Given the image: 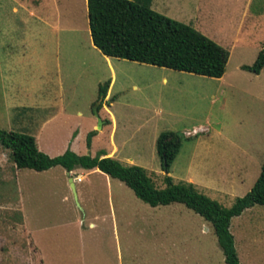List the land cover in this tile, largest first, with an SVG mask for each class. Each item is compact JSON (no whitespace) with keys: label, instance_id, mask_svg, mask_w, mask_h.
Wrapping results in <instances>:
<instances>
[{"label":"rangeland","instance_id":"rangeland-1","mask_svg":"<svg viewBox=\"0 0 264 264\" xmlns=\"http://www.w3.org/2000/svg\"><path fill=\"white\" fill-rule=\"evenodd\" d=\"M11 5L0 0L1 130L33 136L60 103L81 117L47 122L39 146L51 149L47 134L65 138L75 131L79 155L94 157L110 150L109 128L96 130L102 117L97 110L104 106L125 124L113 139L115 145L125 142L113 159L144 169L155 189L165 184L153 135L172 131L180 139L167 175L173 184L191 177L200 187L221 191L225 195H204L224 208L249 191L264 159V66L257 75L241 67L251 66L264 47V0H152V11L189 25L224 50V72L208 78L112 58L108 101L96 100L110 72L90 49L85 0H58V38L36 20H24L20 10L11 14ZM69 26L74 33L68 50ZM40 55L43 78L34 71ZM56 61L60 93L52 72ZM5 66L10 67L11 87L3 83ZM20 74L29 80L27 97L15 91L25 87L18 83ZM28 103L32 109H15ZM92 124L95 136L86 147ZM197 127L206 132L184 137L183 131ZM64 174L59 167L16 171L1 149L0 264H224L210 225L183 205L149 207L119 181L109 179L108 185L94 172L76 185L83 190L76 206ZM229 229L239 262L264 264V206L232 218Z\"/></svg>","mask_w":264,"mask_h":264},{"label":"trees","instance_id":"trees-1","mask_svg":"<svg viewBox=\"0 0 264 264\" xmlns=\"http://www.w3.org/2000/svg\"><path fill=\"white\" fill-rule=\"evenodd\" d=\"M151 0H85L87 28L91 44L105 57L165 68L208 78H220L227 53L189 25L164 17L149 8ZM264 66V47L251 66L241 69L257 75ZM108 82L97 88V100L104 97ZM99 106L97 107V109ZM89 132L85 145L89 147ZM0 148L8 152L15 170L46 171L58 166L69 172L75 168L97 169L126 186L149 207L178 203L207 222L216 238L224 264H240L229 232L230 219L255 205L264 206V159L252 187L236 197L228 208L197 192L190 183L173 184L167 176L180 148L177 134L161 132L155 151L164 173L162 189H155L144 169L123 166L97 154L76 155L69 150L55 157L38 151L30 135L0 129Z\"/></svg>","mask_w":264,"mask_h":264},{"label":"crops","instance_id":"crops-1","mask_svg":"<svg viewBox=\"0 0 264 264\" xmlns=\"http://www.w3.org/2000/svg\"><path fill=\"white\" fill-rule=\"evenodd\" d=\"M9 1L12 3L11 8H10L11 14H17V13H19L18 10H20L21 11L20 13L24 16V20L27 17L36 20L41 25H43L44 27L49 29V31L54 35L55 38H58L57 35H59V33H60L59 12H58V8H57L58 7V5H57L58 0L57 1L56 0H9ZM46 2H47V4H49L48 7H45ZM150 2H152V0ZM85 6H86V3H85ZM45 8H46V11H45ZM22 23H24V21ZM71 32L74 33V28H70V26L67 27L66 33H67L68 37L66 39L67 42H66V44L64 46L68 50L71 47L70 46V36H69ZM56 40H57V42H55L56 43V53L58 54L59 44H58V39H56ZM41 46H42V44H41ZM90 49L96 51L97 55H99V56H96V57H98V58L100 57L99 59L103 61L105 68L108 69L109 72H110V79L107 80L108 86H107L105 95H104L103 98L99 99L100 101H104V100L108 101L109 97H110V88H111L112 80H113V77H114L113 65L110 62V60L112 58H108V57H105V56L101 55L97 49L93 48V45L91 44V41H90ZM36 59H37L36 60V66H35L36 68H35L34 71H35V73L37 75V78H38V74H39V78H43V76L46 75V71L44 69L45 65L42 62V55H40ZM55 59L57 60L56 57H55ZM67 64H68V62H67ZM142 65H145V64H142ZM17 66H19V65H17ZM5 69H6L5 73L7 75H5V78H3V83H5L6 85H9V87H11V83H13V82H12L11 78H9V76H8V74H11L10 71H9L10 67L9 66H5ZM52 72H54V75L56 77L55 83H57L58 92L60 93L62 85H61V80L59 79L60 65H59L58 61H56L55 66H54V70H52ZM20 76H21V74L18 77L20 78ZM19 80H18L19 85L20 84L24 85L25 81H29L28 79H26L25 77H22V76H21V78ZM160 82L162 84H166V82H167L166 77H161ZM3 88H5V86H3ZM132 88L133 89H137L136 86H133ZM15 91L22 92L23 95H25L24 97H27L29 95V92H28V89H27L26 86L25 87H18ZM98 106L100 107V105H98ZM32 108H33V104L32 103L20 105V108H18V107L16 108L15 107V109H20V110H28V109L30 110ZM102 108L104 110H97V113H99V112L102 113V117L100 118V120H101V129H102L103 126L109 128V146H110V150L107 151L106 153L99 152L98 154L101 153V154H103L104 157H109V158L113 159L116 154H119V149L122 148L124 143H125L124 141H122L118 145H115L114 142H113V139L115 137V134H116V131H117L118 128L121 131L125 130V124H119L118 120L116 119V117L114 116L112 111L106 110V108L104 106H102ZM73 116L81 117V114L78 113V112L71 113V112H69L67 110H63V107L59 103L57 105V110H56L55 114L50 119H48L47 121H44V123L40 127H38L36 129L37 131L35 130V132H37V133H35L32 136L34 138V142H35V146H36L37 150L40 151V152H43V154H45V155H48V157L58 156V155L62 154L65 150H69V151L73 152L74 154L79 155L78 142H77L78 133L75 132V131L72 134L71 133L67 134L65 138L62 137V136H57V135H55L53 133L45 135L44 138L47 139V141H49V139L52 138V141H51L52 143H50V148L51 149H49L48 146H45V148L42 149V147L39 146L38 141H37V138H40L42 136V134H41L42 133L41 132L42 127H44L47 124V122H49L50 120H58V123H62V122H65V121L68 122ZM93 130H95L94 124H92V126L86 131L87 132L86 135L89 132H93ZM161 132H165V131H160L158 133H154V135H153V139L152 140H153V144H154L155 155H156L155 140H156L157 136ZM169 132H172V131H169ZM204 132H206L205 128L197 127V128H192L190 131H183V135L186 138H191V137L196 136L198 133H204ZM173 133H175V132H173ZM186 134H188V135H186ZM93 136H95V134L90 137L89 146L91 145V138ZM56 149H58L59 151H56ZM0 151H1V148H0ZM2 151L8 153L6 150L2 149ZM52 152H55V153H52ZM125 160L128 163H132V161H133V159L128 157V156L125 157ZM55 167H58V166H55ZM52 168H54V167H52ZM16 171H18V170H16ZM94 172L102 175L104 177V180H105L106 184L109 185V179H111V178H109L105 174H101L97 169L84 170V169H80V168H75V169H73V170H71L69 172L64 171L65 178L66 179H68V178L72 179L76 196H77V198L80 201L82 200L81 198H83V190L80 188V190L78 191L76 185L77 184H81L83 182V180H86V176H89V175H91V173H94ZM184 183L192 184L194 186V188L197 190V192H199V193H201L203 195L205 194V192L209 193V191L210 192H214V194L219 195V196L225 195V193H222L221 191H218V190H216L214 188H210V187H206V186L200 187L199 185H197V183H195V181H193V179L191 177H189L186 180V182H184ZM249 209L250 208L245 209L243 211H246V210H249ZM110 211H111V208H110ZM236 217H238V216H236ZM233 218H235V217H233ZM111 219H113L112 216H111ZM231 219H230V222H231ZM230 222H229V228H230ZM112 223H113V221H112ZM89 226H93V224L89 223ZM229 232H230V229H229ZM230 234H231V232H230ZM232 238H233V236H232ZM233 245H234V241H233ZM37 251L39 253V249L38 248H37ZM236 256H237V254H236ZM237 259H238V257H237Z\"/></svg>","mask_w":264,"mask_h":264},{"label":"water","instance_id":"water-1","mask_svg":"<svg viewBox=\"0 0 264 264\" xmlns=\"http://www.w3.org/2000/svg\"><path fill=\"white\" fill-rule=\"evenodd\" d=\"M93 113L95 115H97V113H96V106H94V108H93ZM100 128H101V121L98 119L97 120L96 130H100ZM67 183H68V186H69V188L71 190L73 201H74L75 205L78 206L77 201H76V195H75V190H74V186H73L72 179L71 178H68L67 179Z\"/></svg>","mask_w":264,"mask_h":264},{"label":"built area","instance_id":"built-area-1","mask_svg":"<svg viewBox=\"0 0 264 264\" xmlns=\"http://www.w3.org/2000/svg\"><path fill=\"white\" fill-rule=\"evenodd\" d=\"M186 135H188V134H186Z\"/></svg>","mask_w":264,"mask_h":264}]
</instances>
